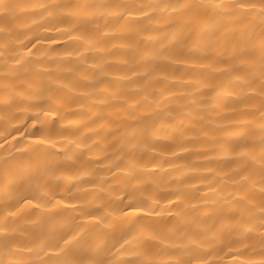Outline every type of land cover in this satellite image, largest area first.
<instances>
[{
    "label": "bare ground",
    "instance_id": "1",
    "mask_svg": "<svg viewBox=\"0 0 264 264\" xmlns=\"http://www.w3.org/2000/svg\"><path fill=\"white\" fill-rule=\"evenodd\" d=\"M0 264H264V0H0Z\"/></svg>",
    "mask_w": 264,
    "mask_h": 264
}]
</instances>
